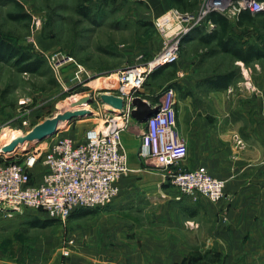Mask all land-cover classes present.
Here are the masks:
<instances>
[{
    "label": "rangeland",
    "instance_id": "374dc122",
    "mask_svg": "<svg viewBox=\"0 0 264 264\" xmlns=\"http://www.w3.org/2000/svg\"><path fill=\"white\" fill-rule=\"evenodd\" d=\"M203 1L198 0L182 11L197 10ZM171 8L168 0H0V32L20 49L44 62L39 72L31 73L20 71L11 62L0 61V149L19 135L25 136L37 124L55 117L59 119L55 133L42 140L22 143L15 154L1 153L0 161H20L26 149L45 151L61 136L79 143L86 129L101 125L111 105L99 94L114 90L116 72L146 63L163 49L166 40L179 28L171 17ZM18 13L24 17L9 16ZM168 16L171 18L164 26L161 21ZM263 18L264 13L241 24L237 19H229L227 34L238 46L261 45ZM195 29L183 35L180 41V63L187 68V78L234 70L235 81L244 85L249 76L254 75V63L264 66L263 58L249 65L238 64L229 53L221 52L216 40L203 41L201 33ZM202 31L208 32L205 27ZM54 53L72 56L83 63L88 76L81 83L73 81L70 65L66 64L61 67L62 80H57L46 60V56ZM244 67L249 74L242 73ZM174 71V66L166 67L150 78L156 76L157 82H165ZM178 72L177 76L181 77L182 71ZM86 96L89 100L78 104L84 110L68 111L69 102ZM135 125L130 121L123 131L131 133ZM182 162L177 169H183ZM159 168L163 174L160 191L171 193L175 187L164 175L166 171ZM230 200L225 194L214 203ZM161 205L167 207V202ZM106 207L88 208L90 214L65 220L33 209L0 216V256L4 259L0 264H57L62 256L93 264L94 255L95 264H140V259L153 262V256L160 259L162 253L170 259V248L151 246L153 233L156 236L158 231V235L168 238L167 229L163 225L153 228L137 206L115 212L121 231H113L110 221L106 223H109L108 232L100 231L96 216L98 212L108 211L103 209ZM48 219L51 220L49 225H30L31 221ZM96 226L99 231H89ZM64 247H69L67 255L62 253ZM177 264L222 263L220 253L215 250L203 254L193 249L182 254Z\"/></svg>",
    "mask_w": 264,
    "mask_h": 264
},
{
    "label": "crops",
    "instance_id": "0c3cea01",
    "mask_svg": "<svg viewBox=\"0 0 264 264\" xmlns=\"http://www.w3.org/2000/svg\"><path fill=\"white\" fill-rule=\"evenodd\" d=\"M179 63L180 59L172 65L173 76L165 82L150 78L155 75L151 73L138 95L154 103L163 88L173 85L177 135L187 147L181 167L203 166L224 179L230 202L214 203L203 195L193 199L176 188L161 193L163 174L154 159L143 155L140 136L145 121L132 117L136 124L132 132L121 133L130 171L118 180V194L103 208L108 211L97 213L101 230L96 226L89 231L108 232L109 223L113 231H121L115 212L137 206L153 228L163 225L169 233L168 238L153 233L151 246L171 249L170 259L162 253L160 259L154 255L153 262L140 259V264H177L193 249L219 252L222 264H264V66L254 63V75L244 85L234 80L227 88L212 89L202 80L214 73L187 78V68ZM242 73L249 74L248 68ZM67 258L59 257L57 264H82Z\"/></svg>",
    "mask_w": 264,
    "mask_h": 264
},
{
    "label": "built area",
    "instance_id": "2783aa9c",
    "mask_svg": "<svg viewBox=\"0 0 264 264\" xmlns=\"http://www.w3.org/2000/svg\"><path fill=\"white\" fill-rule=\"evenodd\" d=\"M246 10L264 12V0H204L194 11L171 8L169 12L179 28L166 40L163 49L146 63L116 72V86L108 93L122 100L119 110L110 106L114 112L105 115L101 125L86 129L79 143L61 136L45 151L35 148L27 150L20 161H0V216L33 209L65 220L76 209L109 204L119 192L118 180L129 171L121 133L132 120V100L140 97L138 91L148 76L180 59L181 38L191 29L205 26L210 31L215 27L208 19L210 13L235 20ZM171 17L161 23L165 26ZM161 29L164 30L162 26ZM46 60L57 80L61 79V67L66 64L70 65L73 81L81 83L88 76L85 65L72 56L54 53L46 56ZM160 92L157 101L149 102L156 110L144 122L140 136L143 155L154 159L166 171L169 183L180 193L193 199L203 195L213 202L222 200L224 179L213 176L203 166L177 169L187 155V147L177 135L176 92L167 86ZM68 252L69 247H64L62 253Z\"/></svg>",
    "mask_w": 264,
    "mask_h": 264
},
{
    "label": "trees",
    "instance_id": "16d2710c",
    "mask_svg": "<svg viewBox=\"0 0 264 264\" xmlns=\"http://www.w3.org/2000/svg\"><path fill=\"white\" fill-rule=\"evenodd\" d=\"M198 0H168L172 8L178 10H186L188 7H192L197 3ZM18 5V3H16ZM19 6V5H18ZM264 12L251 13L248 10L242 11L238 18V24L243 22H249L253 19L255 15H262ZM12 18H21L24 15L10 14ZM208 19L215 24V27L208 31L203 32L205 26L196 27L195 32L201 33L200 39L203 41L216 40L220 46L221 52L229 53L235 60L241 61L245 65H249L261 58L264 59V18L262 20L261 30H262V44L261 45H247V46H238L232 37H229L228 30L230 28V20L224 15L212 12L209 14ZM213 54V51L210 52ZM0 61L11 62L16 65L20 71L37 73L40 71L41 67L44 65L42 59L34 57L33 53L28 51H23L12 41H10L4 34L0 32ZM173 64L162 67H170ZM158 71V70H157ZM155 71L154 74L157 72ZM237 79L236 72L234 70H228L225 72H217L214 75L205 77L202 81L206 83L212 89H223L227 88L228 85ZM167 87H173V85H168ZM78 210V211H77ZM91 211L88 208H79L74 210L69 217L80 218L90 214ZM51 220L43 221H31V226H45L49 225Z\"/></svg>",
    "mask_w": 264,
    "mask_h": 264
},
{
    "label": "water",
    "instance_id": "95a60500",
    "mask_svg": "<svg viewBox=\"0 0 264 264\" xmlns=\"http://www.w3.org/2000/svg\"><path fill=\"white\" fill-rule=\"evenodd\" d=\"M100 98L106 103L111 105L112 107L116 108L119 110L123 102L122 100L113 95V94H102L100 95ZM87 100H89L88 96L83 97L79 99L78 102L85 103ZM132 106L134 109L131 112V116L136 119L137 121L144 122L148 116L153 114L156 109L151 108L149 102L143 100L140 97H135L132 100ZM110 112H114L111 109H109ZM77 113V112H74ZM59 119L56 118H51L46 120L43 123L37 124L32 130L29 131L25 136L24 135H19L18 137L12 139L11 144L8 145L7 147H2L1 148V153H11L13 152L19 145L22 143H27L29 141H34V140H42L53 133H55L57 126H58ZM24 136V137H23ZM28 150V149H26Z\"/></svg>",
    "mask_w": 264,
    "mask_h": 264
},
{
    "label": "bare ground",
    "instance_id": "6f19581e",
    "mask_svg": "<svg viewBox=\"0 0 264 264\" xmlns=\"http://www.w3.org/2000/svg\"><path fill=\"white\" fill-rule=\"evenodd\" d=\"M102 94H108V92H102L99 95H102ZM81 98H83V97H79V98L74 99L73 101L69 102V104H71V107L68 110L69 112L82 111V110H84L83 108H79V106H82V105H78L81 102H78V103L76 102V101H78ZM55 118H57V117H55Z\"/></svg>",
    "mask_w": 264,
    "mask_h": 264
}]
</instances>
